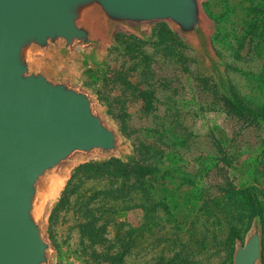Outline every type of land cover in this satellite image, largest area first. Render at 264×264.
I'll return each mask as SVG.
<instances>
[{
    "label": "rangeland",
    "instance_id": "rangeland-1",
    "mask_svg": "<svg viewBox=\"0 0 264 264\" xmlns=\"http://www.w3.org/2000/svg\"><path fill=\"white\" fill-rule=\"evenodd\" d=\"M201 8L219 76L164 23L117 32L94 61L74 47L69 80L126 146L63 172L44 217L52 264H233L255 222L264 264V0ZM110 158L135 168L89 164Z\"/></svg>",
    "mask_w": 264,
    "mask_h": 264
},
{
    "label": "water",
    "instance_id": "water-1",
    "mask_svg": "<svg viewBox=\"0 0 264 264\" xmlns=\"http://www.w3.org/2000/svg\"><path fill=\"white\" fill-rule=\"evenodd\" d=\"M202 0H0V264H52L46 187L77 158L122 155L125 143L89 92L69 80L74 47L94 61L117 32L164 23L220 75ZM257 222L233 264H260Z\"/></svg>",
    "mask_w": 264,
    "mask_h": 264
},
{
    "label": "trees",
    "instance_id": "trees-1",
    "mask_svg": "<svg viewBox=\"0 0 264 264\" xmlns=\"http://www.w3.org/2000/svg\"><path fill=\"white\" fill-rule=\"evenodd\" d=\"M89 164H92L93 166H96V167H107V166L113 165V166H117L118 168H124V171L131 169V168H135V163L133 165L131 163L125 164V163H122L120 160H117L115 158H110V159H108L106 161H102V162H92ZM85 166L86 165H82V166L78 167L77 169L79 170L81 168H84ZM117 172H121V171L117 170Z\"/></svg>",
    "mask_w": 264,
    "mask_h": 264
},
{
    "label": "bare ground",
    "instance_id": "bare-ground-1",
    "mask_svg": "<svg viewBox=\"0 0 264 264\" xmlns=\"http://www.w3.org/2000/svg\"><path fill=\"white\" fill-rule=\"evenodd\" d=\"M62 174H63V171L61 172L60 176L53 178L48 183V185L46 187V194H45L46 201L51 200L57 194L58 190L62 186V183H63V179H62L63 175ZM53 191H54V193H53Z\"/></svg>",
    "mask_w": 264,
    "mask_h": 264
}]
</instances>
